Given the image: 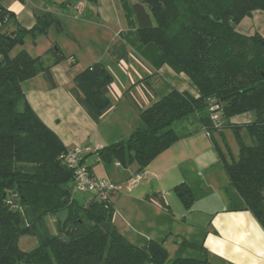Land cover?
Masks as SVG:
<instances>
[{"label": "trees", "instance_id": "trees-1", "mask_svg": "<svg viewBox=\"0 0 264 264\" xmlns=\"http://www.w3.org/2000/svg\"><path fill=\"white\" fill-rule=\"evenodd\" d=\"M120 1L138 54L154 69L167 64L186 75L197 95L169 86L158 100L139 111L141 127L91 154L124 167L134 163L141 172L177 141L172 128L175 121L195 113L211 137L218 128L210 119V105L219 106L221 119L253 111L255 119L245 124L251 142L244 143L237 134V158L227 161L213 145L243 209L264 230V37L237 29L253 10H264V0ZM10 23L13 30L8 29ZM51 25L63 30L59 19L45 12L36 15L34 26L26 29L16 24L14 14L0 2V264H212L206 257L169 259L163 244L153 239L141 247L127 241L112 222L113 192L88 207L90 199L79 202L74 197L73 169L62 162L69 148L32 110L21 87L38 74L54 86L50 69L66 57L58 46L46 50L53 56L48 65L24 48L11 53L27 36L45 35ZM73 82L74 98L98 122L112 106L108 95L112 75L95 62L79 71ZM88 155L82 154V163ZM173 191L189 209L193 202L190 186L180 182ZM160 204L166 207L162 199ZM65 209L68 215L63 225L56 218V232H50L45 216L55 217ZM23 234L36 237L37 245L22 250L18 239ZM59 234L68 242L61 241ZM184 247L201 248L181 241L179 250Z\"/></svg>", "mask_w": 264, "mask_h": 264}, {"label": "crops", "instance_id": "crops-1", "mask_svg": "<svg viewBox=\"0 0 264 264\" xmlns=\"http://www.w3.org/2000/svg\"><path fill=\"white\" fill-rule=\"evenodd\" d=\"M0 2L14 14L16 24L26 29L34 26L36 15L45 12L54 14L61 22L63 30L67 32L66 38L69 36V41L75 43L73 46L68 44L70 43L68 41L66 45L65 43L61 45L55 39L43 40L49 37L52 27H54L53 31L56 35L64 33L56 32L57 29L54 25L49 27L45 35H37L34 39L27 36L25 41L29 38L33 42L24 49L31 56H41L46 65L50 64L53 59L50 53H46L53 43L60 44L58 48L66 59L53 65L50 69L54 86L48 84L43 74H38L22 82L21 87L32 110L59 137L65 147H79L82 154H90L85 163L90 165L91 172L96 177L105 176L93 171V163L101 161L91 152L125 139L132 130L141 127L139 111L158 100L162 94L168 91L169 86L180 91H187L194 96L197 95L193 84L186 75L176 73L167 64H162L159 68L154 69L138 54L137 43L132 33L133 29L128 28L120 0H25L24 2L0 0ZM86 25H91L99 32L105 33L106 38L108 34L110 37L100 50L94 46L93 50L88 49L82 59L78 53L80 50L79 34L72 27H78L81 33L82 28L80 27ZM237 27L241 28L239 31L243 33L257 32L264 37V10H253L250 16L241 19ZM8 29H14L13 23L9 24ZM84 31L86 33V30ZM25 41L22 46H17L18 50L23 48ZM95 62L102 63L113 79L108 93L112 106L100 117L98 122L91 119L71 93L74 86L73 77ZM115 69L124 75L123 81L117 77ZM192 115L196 116L197 120L194 117L192 121L184 120ZM231 119L234 122L246 124L255 119V113L245 112ZM180 121H190L184 125L181 124L182 128H185L184 134L202 129L195 113L175 121L172 125L174 132L176 126L184 123ZM170 149L164 150L141 172L137 171L138 167L133 163L128 166L133 167L130 169L132 174L120 178L111 175L107 178L120 185L124 182V178L127 180L139 173L141 179L134 185H138L139 188L135 190L133 186L128 188V191H135V197L138 200L147 203L146 206H156L157 214L162 215L163 212L159 210V205L151 200V196L155 192H166L178 182H185L196 193L198 188L207 186L210 182L206 178L200 179L201 177L198 175L192 177L181 172L180 169L186 167L180 166L178 163L181 154H173ZM176 156L178 157L175 161ZM88 158H92L93 162L87 163ZM115 165L120 166L118 163ZM221 184H224V191L228 196L227 203L211 214L208 224L204 228L203 238L198 244L201 248L196 250V256L206 257L212 264H264L263 228L250 211L243 209V202L228 179ZM210 186L206 188L207 191L218 188L215 187L216 185ZM91 197L92 195L83 202ZM111 202L113 203L112 200ZM142 237V244L139 247L144 246L149 239L147 236ZM128 238L133 243V237Z\"/></svg>", "mask_w": 264, "mask_h": 264}, {"label": "rangeland", "instance_id": "rangeland-1", "mask_svg": "<svg viewBox=\"0 0 264 264\" xmlns=\"http://www.w3.org/2000/svg\"><path fill=\"white\" fill-rule=\"evenodd\" d=\"M134 1L135 0H127L128 3H132ZM72 28L75 29L79 34L78 40L80 42V50H77L82 59L83 56H85L88 52V49L93 50L94 47H96L98 50H100L101 47L105 45V41L109 40L110 37L108 34V37L106 38L105 33L99 32L91 25H86L84 27L81 26V33L78 27ZM237 29L240 30L241 28L237 27ZM53 30L54 27L50 29L51 33L48 35L49 37H46V39L44 38L43 40H47V38L52 40L55 39L59 41L61 45H64L63 43L66 45V42L69 41L68 38H70L69 36L66 38L67 32L65 30L57 31L55 29L56 32H64L58 33L59 35H56L55 31ZM84 30H86V33ZM25 42L26 43L23 48H28L33 40L28 38ZM69 42L70 43L68 44H75L71 41ZM60 44L53 43L51 48L53 49ZM17 51L18 47H15L12 51V54L16 53ZM115 70L117 77L123 81L125 79L124 75L118 71V69ZM247 113L254 112L248 111ZM241 114L243 113H237L228 119H223L222 125L220 128L215 129L212 132L211 137L207 136L203 128L199 131H192L190 134H184L185 132H183V130L185 128H182V126L190 121H180L184 122L180 123V125H183L176 126L175 133L179 136V138L169 148H171L170 150L173 152V154H181L178 163H180V166H186L185 168L180 169L181 172H185L187 175L192 177L198 175L201 177L200 179L206 178L210 180L207 186L198 188L196 193H194L192 190L193 202L189 209H186L183 206L177 195L174 193L173 187L176 185L175 184L168 191L165 190L166 192L162 193L155 192V194L151 196V200L158 204L159 210L163 212H161L162 215H158L155 209L157 208L156 206H146L147 203H144V201H140L137 199V197H135V191H128V179L125 180L126 178H124V182L120 184L121 188L115 190L113 194L110 195V198L113 201L115 208L112 222L118 232H120L127 241H129L128 237H133L132 239L134 244H132L136 246H140L142 244V236H147L149 239H153L158 242L162 241L161 243L165 247L169 259H172L177 255L194 257L197 255V249L190 247H184V249L179 250L180 242L187 241L189 243L198 245L203 238V231L208 224L211 214L215 210L223 207L224 203H227L228 196H226L224 191V184H221L227 180V176L221 162L219 161L217 150L213 144H216L227 161H231L232 158H237V134L241 137L244 143L249 144L251 142V138L247 132L245 124L234 122L232 121L233 119H231L232 117L240 116ZM193 117L194 115L184 120L192 121ZM194 118L197 120L196 116ZM233 125L236 126L237 133L235 132ZM177 157L178 156L175 157V161L177 160ZM86 162H93V159L88 158ZM115 163L118 162L112 160L111 162L101 161L93 163L92 169L93 171L99 173V175H104L106 178L110 177L111 175L120 178L125 177V175L132 174L130 169L133 167H124L122 165L117 167ZM126 168L127 170H125ZM210 185H216L215 187L218 188H214L212 191H207L206 188L211 187ZM138 188V185L134 186L135 190ZM74 195L78 201L83 202L92 194L88 192L83 193L77 191L74 193ZM160 199L163 200L166 207L160 204ZM44 220L48 230L52 233H55L57 229L56 217L47 215L45 216ZM36 245L37 239L32 235L23 234L18 239V246L22 250L28 251ZM143 264L150 263L145 261Z\"/></svg>", "mask_w": 264, "mask_h": 264}, {"label": "built area", "instance_id": "built-area-1", "mask_svg": "<svg viewBox=\"0 0 264 264\" xmlns=\"http://www.w3.org/2000/svg\"><path fill=\"white\" fill-rule=\"evenodd\" d=\"M218 107L217 104H212L209 107L210 119L216 128H220L222 125L220 112L217 110ZM205 132L208 136L209 133L207 131ZM81 157L82 150L79 147L69 148L62 154V162L73 169V193L77 191L88 192L91 193L95 199H103L120 188V185L113 183L106 177H96L91 172V169H89L85 163L81 162ZM140 179L141 175L139 173L133 175L128 179L127 187L132 188Z\"/></svg>", "mask_w": 264, "mask_h": 264}, {"label": "water", "instance_id": "water-1", "mask_svg": "<svg viewBox=\"0 0 264 264\" xmlns=\"http://www.w3.org/2000/svg\"><path fill=\"white\" fill-rule=\"evenodd\" d=\"M94 200H95V198L92 196L90 198V200L86 203L85 206L88 207L90 205V203H92ZM67 215H68V212L65 209V210H62V211L57 212L55 214V217L59 220L60 224L63 225L64 221L67 218ZM58 237H59V239L61 241L68 242V238H66L63 234H59Z\"/></svg>", "mask_w": 264, "mask_h": 264}]
</instances>
